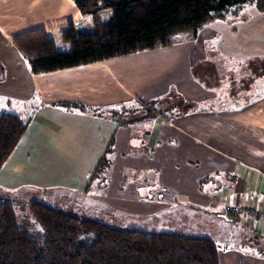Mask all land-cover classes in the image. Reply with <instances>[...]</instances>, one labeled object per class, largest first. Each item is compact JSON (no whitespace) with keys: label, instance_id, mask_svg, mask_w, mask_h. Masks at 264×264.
<instances>
[{"label":"crops","instance_id":"0c3cea01","mask_svg":"<svg viewBox=\"0 0 264 264\" xmlns=\"http://www.w3.org/2000/svg\"><path fill=\"white\" fill-rule=\"evenodd\" d=\"M81 17L73 0H0L2 111L13 107L28 116L42 103L0 170V190L88 194L110 145L108 182L115 172L136 176L125 195H94L112 209L153 217L181 203L191 209L188 215H214L243 198L264 207V47L223 40L225 45L201 48L173 43L33 73L12 37L47 28L61 39L62 24ZM177 99L188 110L175 108L170 121L162 114L141 118L143 108L161 109ZM58 101L104 110L66 111L52 105ZM115 110L135 120L118 124ZM139 181L147 197L140 195ZM242 259L231 250L222 253L221 264Z\"/></svg>","mask_w":264,"mask_h":264},{"label":"trees","instance_id":"16d2710c","mask_svg":"<svg viewBox=\"0 0 264 264\" xmlns=\"http://www.w3.org/2000/svg\"><path fill=\"white\" fill-rule=\"evenodd\" d=\"M81 19L66 23L61 37L71 47L59 50L47 28L15 34L14 44L28 61L33 73H45L76 67L130 53L154 49L174 43L173 35L180 31H198L206 24L225 19L246 4L264 11V0H73ZM152 105V103H149ZM172 107L160 110L146 107L141 118L162 114L170 121ZM66 111L100 113L103 107H90L79 101L52 103ZM34 104L28 116L0 112V170L15 150L36 110ZM150 106V105H149ZM111 113V112H110ZM118 124H129L134 118H123L113 111ZM123 118V119H122ZM96 170L100 175L108 164L107 155ZM0 196V264H221L217 242L210 237L179 233H150L126 229L106 222L83 218L44 202H31L44 235L36 238L22 225L17 207L10 198L16 192ZM20 209H24L20 205ZM227 220H239L232 211L221 212ZM91 238L90 240H87Z\"/></svg>","mask_w":264,"mask_h":264},{"label":"rangeland","instance_id":"374dc122","mask_svg":"<svg viewBox=\"0 0 264 264\" xmlns=\"http://www.w3.org/2000/svg\"><path fill=\"white\" fill-rule=\"evenodd\" d=\"M66 23L62 25L66 26ZM235 30L238 31V34H235ZM52 34L59 42L57 44L59 50L71 47L70 43L69 45L65 44L67 41L63 40L62 37L61 40L60 37H58L59 39L57 38L56 33ZM173 39L174 44L197 45L199 48L201 46L225 45L222 40L229 41L230 44L228 45L242 43L251 48L264 47V12H260L254 4H246L238 12H230L225 19L206 24L198 31L186 30L177 32L173 35ZM178 102H180L178 99L173 102L168 101V104L162 105L163 108L160 110L170 108L172 107L171 103ZM130 107L134 108V106ZM175 108L182 112L183 110L186 111L188 105L182 102ZM7 110L16 112L13 107H9ZM173 110L176 111L175 109ZM0 112H5L2 111L1 106ZM21 114L26 116L24 112ZM122 117L128 119L125 116ZM104 170L103 173L95 178L88 194L67 189H27L16 192L10 198V201L19 207L20 219L22 220L26 217L30 222V225H22V227L28 229L36 238L44 235L42 227L35 222L34 212L29 206L31 202L39 201L83 218L100 220L126 229H139L150 233H179L190 236L210 237L219 245L221 254L231 250L237 252L240 258H243L239 264H246V260H256L257 264H264V227H261L264 225L262 219L260 220L258 216H255L252 221H247L246 217L240 218L238 216L248 228L240 224L238 220L224 219L220 212L214 215L211 213L199 215L191 213V215H188L191 209L182 206L181 203L177 204L179 207L167 209L162 214L153 217L133 215L123 209H112L94 195L97 192H100L101 195H106L107 192H111V195H125L130 186V181H134L136 176L126 171L123 172L122 176L115 172L109 183L108 177H111V173L109 168ZM106 177L107 180L103 181V178ZM148 185L155 187L152 181ZM138 186L140 195L147 197L143 191L142 181H139ZM7 194V192L0 190L2 198H8ZM166 197L170 198L168 194H166ZM248 200L243 198L241 204H232L231 206L243 207L246 204H251V201L249 202ZM177 201L176 199L173 205ZM245 201L248 202L245 203ZM20 205H23L24 209H20ZM255 208L264 209L262 204H256ZM90 239L88 238L87 240Z\"/></svg>","mask_w":264,"mask_h":264},{"label":"built area","instance_id":"2783aa9c","mask_svg":"<svg viewBox=\"0 0 264 264\" xmlns=\"http://www.w3.org/2000/svg\"><path fill=\"white\" fill-rule=\"evenodd\" d=\"M255 204H246L243 207L238 206H227V211H232L234 213H237L240 218L246 217V220L252 221L255 216H258L259 219H262V223L264 225V209H256ZM264 227V226H261Z\"/></svg>","mask_w":264,"mask_h":264},{"label":"water","instance_id":"95a60500","mask_svg":"<svg viewBox=\"0 0 264 264\" xmlns=\"http://www.w3.org/2000/svg\"><path fill=\"white\" fill-rule=\"evenodd\" d=\"M221 216H223V217L227 218V216H226V215H224V214H222Z\"/></svg>","mask_w":264,"mask_h":264}]
</instances>
